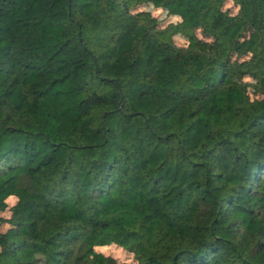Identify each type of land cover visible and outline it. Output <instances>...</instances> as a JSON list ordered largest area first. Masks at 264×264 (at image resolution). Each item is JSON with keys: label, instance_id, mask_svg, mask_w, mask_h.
Segmentation results:
<instances>
[{"label": "trees", "instance_id": "16d2710c", "mask_svg": "<svg viewBox=\"0 0 264 264\" xmlns=\"http://www.w3.org/2000/svg\"><path fill=\"white\" fill-rule=\"evenodd\" d=\"M105 244L264 264V0H0V264Z\"/></svg>", "mask_w": 264, "mask_h": 264}, {"label": "rangeland", "instance_id": "374dc122", "mask_svg": "<svg viewBox=\"0 0 264 264\" xmlns=\"http://www.w3.org/2000/svg\"><path fill=\"white\" fill-rule=\"evenodd\" d=\"M232 4L231 3H227L226 7L227 8H231ZM235 10V9H234ZM232 9V13L235 12ZM154 16H159V14H162L161 11H154ZM164 15V14H162ZM161 16V15H160ZM163 17V16H162ZM164 19V17H163ZM162 19V20H163ZM166 21H162L161 24L166 25L169 21V19H165ZM175 41L178 45H181L183 43L182 40H177V38H175ZM4 216H8V214H5ZM96 251L101 252L107 256H111L112 258L116 259L118 262H125L127 264H136L133 259L132 256L127 254L122 248L117 247L115 245H102V246H96L95 248Z\"/></svg>", "mask_w": 264, "mask_h": 264}]
</instances>
